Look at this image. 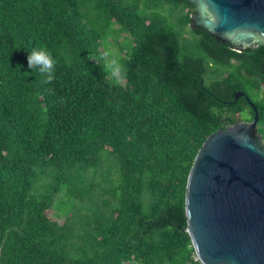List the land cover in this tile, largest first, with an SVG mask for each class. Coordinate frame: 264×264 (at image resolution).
<instances>
[{
  "label": "trees",
  "instance_id": "obj_1",
  "mask_svg": "<svg viewBox=\"0 0 264 264\" xmlns=\"http://www.w3.org/2000/svg\"><path fill=\"white\" fill-rule=\"evenodd\" d=\"M149 1L0 0V264H203L188 176L210 134L253 118L247 97L264 139V44L235 50L190 27V1ZM108 29L129 39L121 80L99 56Z\"/></svg>",
  "mask_w": 264,
  "mask_h": 264
},
{
  "label": "water",
  "instance_id": "obj_2",
  "mask_svg": "<svg viewBox=\"0 0 264 264\" xmlns=\"http://www.w3.org/2000/svg\"><path fill=\"white\" fill-rule=\"evenodd\" d=\"M188 1L196 6L191 28L238 51L264 44V0ZM247 100L252 120L210 134L188 176L186 230L203 264H264V139Z\"/></svg>",
  "mask_w": 264,
  "mask_h": 264
},
{
  "label": "rangeland",
  "instance_id": "obj_3",
  "mask_svg": "<svg viewBox=\"0 0 264 264\" xmlns=\"http://www.w3.org/2000/svg\"><path fill=\"white\" fill-rule=\"evenodd\" d=\"M133 2H138V6L140 8V11H144L146 8H147V5L146 3L148 4H151L153 2H150L149 0H131ZM158 10H160L161 12H163L164 14L166 15H170L171 17V20L173 22L176 23V25L178 24V21H179V17L181 15V13L178 11H176L174 13V8L172 7V5L166 3V2H162V1H159L158 4L155 6V2L154 4L152 5V8H155ZM110 31L109 35V39H110V42H108V40H105L103 42V46L101 47V52L99 53V56L101 58V60L103 61L102 59V56H103V53L107 50V51H110L112 53H114L116 55V57L118 58L120 64L122 63L121 61V58L123 57V53L121 52V49H120V46L123 44V45H126L128 42H129V39L127 37V33L125 32H122V33H112V30L111 29H108V32ZM104 62V61H103ZM118 80H121L118 79ZM249 117V116H248ZM104 171H106V167L103 168ZM101 175H99L98 178H100ZM57 202V201H56ZM66 202L68 201H65V200H60L59 201V204H58V207L56 205L54 207L51 208L50 210V215L53 217V218H57L61 223L65 220L66 218V214L65 213V210H67L69 208V206L66 204ZM61 203V204H60ZM64 209V210H63ZM164 264H169L167 262H165Z\"/></svg>",
  "mask_w": 264,
  "mask_h": 264
},
{
  "label": "clouds",
  "instance_id": "obj_4",
  "mask_svg": "<svg viewBox=\"0 0 264 264\" xmlns=\"http://www.w3.org/2000/svg\"><path fill=\"white\" fill-rule=\"evenodd\" d=\"M102 59L107 72L115 79L123 76V67L116 55L110 51L103 53ZM28 68L39 71L42 79L41 85L50 84L54 79L55 61L51 54L44 48H33L27 55Z\"/></svg>",
  "mask_w": 264,
  "mask_h": 264
},
{
  "label": "flooded vegetation",
  "instance_id": "obj_5",
  "mask_svg": "<svg viewBox=\"0 0 264 264\" xmlns=\"http://www.w3.org/2000/svg\"><path fill=\"white\" fill-rule=\"evenodd\" d=\"M252 120V119H251Z\"/></svg>",
  "mask_w": 264,
  "mask_h": 264
}]
</instances>
